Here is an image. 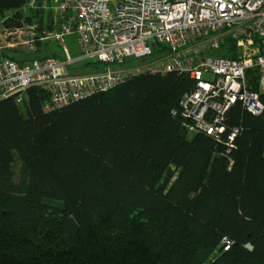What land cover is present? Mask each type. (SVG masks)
<instances>
[{
	"label": "trees",
	"instance_id": "16d2710c",
	"mask_svg": "<svg viewBox=\"0 0 264 264\" xmlns=\"http://www.w3.org/2000/svg\"><path fill=\"white\" fill-rule=\"evenodd\" d=\"M27 1L0 0L3 28L44 23ZM195 90L145 71L52 111L38 86L1 100L0 264H264V116L236 104L219 140L190 139Z\"/></svg>",
	"mask_w": 264,
	"mask_h": 264
},
{
	"label": "built area",
	"instance_id": "2783aa9c",
	"mask_svg": "<svg viewBox=\"0 0 264 264\" xmlns=\"http://www.w3.org/2000/svg\"><path fill=\"white\" fill-rule=\"evenodd\" d=\"M23 12L43 14L46 25L25 24L5 29L0 44V101L23 104L27 91L38 86L49 93L45 111L107 92L123 83L133 70H117L142 60L137 73L179 72L196 81V90L180 100V114L190 135L219 140L230 109L241 104L264 116V0H28ZM25 36L28 49L53 41L61 53L17 60L5 54ZM76 37L79 56L73 58L67 40ZM232 41L252 54L229 58L219 54ZM85 62L98 63L90 73L74 74ZM256 70L259 92L248 83ZM213 74L212 79L205 75ZM238 129L230 135L232 141Z\"/></svg>",
	"mask_w": 264,
	"mask_h": 264
},
{
	"label": "rangeland",
	"instance_id": "374dc122",
	"mask_svg": "<svg viewBox=\"0 0 264 264\" xmlns=\"http://www.w3.org/2000/svg\"><path fill=\"white\" fill-rule=\"evenodd\" d=\"M35 24L38 25L37 30L40 29L42 25H46L48 29L53 28L52 22L50 20H47L42 25L37 21L32 22L30 25H35ZM42 31L43 30L40 29L38 32L42 33ZM23 39H25V36L19 37V35H14L12 39L11 38L7 39V40H11L12 42H16V43L19 42V43L17 44L15 48H13V50L11 49L5 50V54L17 60L29 61L36 57L54 55V54H58L59 52L61 53V47H59L53 41H46L42 45H37V47L34 50H30L25 45L20 44V42L23 41ZM4 42H5V30L0 22V44H3ZM75 42H76L75 36H72L67 40V47L73 58H77L79 56V53L77 51V44ZM223 51L225 54H228L234 57L254 53L253 51L239 48L236 45L234 46L232 43H229V42H226V46ZM142 63H143L142 60L128 61L124 65L116 67V69L124 70V71L133 69L131 73L134 74V73H137V68L141 67ZM94 70H96L95 66L94 67L93 66H81V67L75 68L73 73L74 74H84V73H90ZM205 76L208 79H212L214 77L213 74H207ZM189 138L192 139L193 135H189ZM19 169H20V163L16 162V171L19 172ZM216 254H218V252H216L213 257H215Z\"/></svg>",
	"mask_w": 264,
	"mask_h": 264
}]
</instances>
